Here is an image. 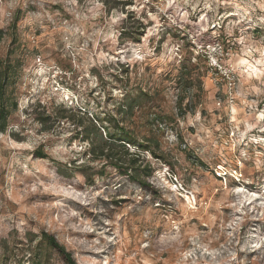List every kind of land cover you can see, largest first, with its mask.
I'll return each instance as SVG.
<instances>
[{"label":"clouds","instance_id":"clouds-1","mask_svg":"<svg viewBox=\"0 0 264 264\" xmlns=\"http://www.w3.org/2000/svg\"><path fill=\"white\" fill-rule=\"evenodd\" d=\"M0 264H264V0H0Z\"/></svg>","mask_w":264,"mask_h":264}]
</instances>
